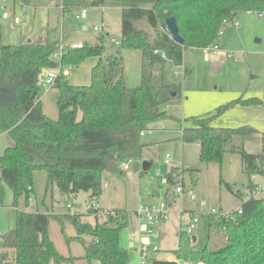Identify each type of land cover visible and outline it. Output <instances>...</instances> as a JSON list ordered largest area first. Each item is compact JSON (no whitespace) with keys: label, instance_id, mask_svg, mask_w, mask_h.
<instances>
[{"label":"trees","instance_id":"obj_1","mask_svg":"<svg viewBox=\"0 0 264 264\" xmlns=\"http://www.w3.org/2000/svg\"><path fill=\"white\" fill-rule=\"evenodd\" d=\"M13 1L30 4V0ZM107 6L122 7L118 47L140 49L143 61L150 65L165 60L154 50L164 52L166 59L180 65L185 49L218 43L219 31L237 11H252L264 17V0H61L60 4L62 14ZM167 16L175 18L182 42L174 41L165 30ZM136 20H146L152 28L161 26L163 31L150 40L146 31L134 26ZM102 40L101 35L94 44L67 49L62 55L64 66L77 64L89 55L98 60L87 85L72 84L64 74L57 75L53 86L58 89V115L54 119L41 108L40 77L58 64L52 58L58 40L6 44L0 33V133L5 132L13 141L0 155V182L12 189L15 208L21 196L28 200L33 191L36 170H44L47 186L55 183L67 197L87 191L89 201L97 200L102 188L101 172H116L119 162L139 158L145 145L140 131L168 117L163 106L179 94V86H156L153 77L144 74L140 84L126 86L120 50L106 53ZM230 104L264 105V95L237 98ZM226 107L193 118L192 126L181 129V141L199 144L200 161L221 163L225 152H237L244 173L261 172L264 153L252 154L232 143L234 137L244 139L248 135L246 126L212 125L213 117ZM177 171L176 167L167 171V184L175 185ZM248 187L249 195L238 209L206 213L207 238L200 250L195 249L192 235L180 224L177 247L172 251L175 259L152 258L150 264H178V260L190 264H264V197L256 196V186ZM129 215L125 209L111 210L104 222L96 220L92 226L82 222L77 213L16 209L15 225L1 245L0 264H48L51 259L55 264L73 263L77 258L61 254L50 239L51 219L61 225L63 219H68L73 224L75 235H65V240L83 244L81 258L87 264L92 260L127 264L128 251L121 247L119 233L128 225ZM85 234L91 237L89 242L82 238Z\"/></svg>","mask_w":264,"mask_h":264},{"label":"rangeland","instance_id":"obj_2","mask_svg":"<svg viewBox=\"0 0 264 264\" xmlns=\"http://www.w3.org/2000/svg\"><path fill=\"white\" fill-rule=\"evenodd\" d=\"M10 16L21 18L19 24H14L10 18L0 19L1 40L4 43H16L17 37L24 42L31 39L45 41L52 34L55 39L70 45L82 42L84 46L97 42L103 36L106 53L120 50L121 66L125 84L135 87L140 84L142 75L152 76L154 84H175L179 86V94L172 96L163 106L167 112L166 118L153 121L141 136L145 144L139 158L126 160V167L118 170L101 172V193L95 201L102 211L87 209L89 192L79 191L76 195L67 197L55 183L47 186V176L44 170H36L33 174V191L28 200L21 196L16 208L13 206V191L6 183L2 185V205H0V250L7 233L15 225V210L53 211L56 213H77L80 220L91 224L102 223L107 219L108 212L115 209L129 211L128 225L119 233L121 247L128 251V263L138 264L136 247L143 236L135 215V209L140 204H167V216L157 222L154 229L159 238L151 241L159 250L151 253V259L174 258L173 249L177 247V235L180 223L184 224L195 213L198 218L191 235L196 237L192 242L195 249L200 250L206 243L207 218L206 213L215 209L227 213L238 209L242 199L249 195L250 182H258L262 190L257 196H264V174H251L242 171L240 155L237 152L224 153L221 163L203 162L199 160V144L182 142L181 129L193 125V118L216 113L221 106H227L212 119L215 127L246 126L249 131L244 139L234 137V145H242L252 154L264 153V105L230 104L237 98L262 97L264 95V17L256 12L237 11L232 20L227 23L219 38L218 54L205 55L200 48H188L183 51L182 64L175 65L170 60L155 62L150 65L142 59L140 49L119 48L112 44L108 35L121 39V15L119 7L107 6L88 7L61 13V0H30V4L22 5L12 0H1ZM0 9V13H1ZM84 11L86 17L77 19L75 15ZM238 23V27L234 24ZM94 25H102L103 32L93 31ZM136 28L143 29L154 39L161 26L152 28L146 20L134 21ZM86 26V29H83ZM166 30V28H165ZM43 39V40H42ZM118 47V48H117ZM68 49H72L70 46ZM233 53V58L226 57L223 52ZM236 58V61L234 60ZM57 60V58H53ZM98 60L97 56L83 57L79 63L66 65L67 80L72 84L87 85L90 83L92 66ZM46 76V71L41 77ZM40 77V78H41ZM40 104L43 112L50 118H57L58 89L54 86L40 88ZM149 128V129H148ZM241 140V141H240ZM13 144L5 133H0V155L5 147ZM166 153L171 156L170 164H164ZM151 163L147 170L142 169V162ZM171 167L178 169L182 176L184 191L174 195L173 185L166 183V173ZM179 180V177L175 181ZM107 182V187H104ZM169 195L166 196V191ZM188 190H192L195 198H191ZM204 202V206H201ZM66 203H70L68 208ZM6 234L5 238L2 235ZM75 234V228L68 219H63L62 225L54 219L48 224V235L56 249L63 255H83V244L73 240L67 242L65 235ZM82 238L89 242L87 234ZM143 243L148 239L141 238ZM213 242V241H212ZM213 243L210 247H213ZM173 257V258H172ZM48 264H55L51 259ZM60 264H87L83 258ZM91 264H102L92 260ZM190 264V263H187ZM196 264V263H194Z\"/></svg>","mask_w":264,"mask_h":264},{"label":"built area","instance_id":"obj_3","mask_svg":"<svg viewBox=\"0 0 264 264\" xmlns=\"http://www.w3.org/2000/svg\"><path fill=\"white\" fill-rule=\"evenodd\" d=\"M1 1V0H0ZM13 1V0H12ZM14 2V1H13ZM0 9L2 10L0 13V19H8L10 18L14 24H19L21 22V18L17 15L10 16V13L6 11L5 6L0 3ZM252 12V11H250ZM261 15V14H260ZM77 19H84L86 17V13L84 11L77 13L75 15ZM236 27H238V23L236 22L234 24ZM93 31L96 32H103L104 27L102 25H94L92 27ZM223 32V29L219 31V36H221ZM109 41L114 44L115 46L120 45V39L115 38L111 35H108ZM71 48H81L83 46L82 42H75L70 45H66L63 43L62 39L58 41V45L56 48V51L52 54V58H57L58 64L56 65L55 68H51L49 70H46V76L40 78V84L43 87L47 86H53L54 80L57 77L58 74H67V67L61 64L60 60L63 54L66 53L68 47ZM202 50V53L205 55H211V54H218L221 52L218 43L215 44H210L208 46L200 48ZM154 53L160 54L161 58L166 59V55L164 52H158L157 50L153 51ZM223 54L228 57V58H233V53L225 51ZM236 61V58H234ZM141 135L145 134V130L140 131ZM171 162V156L169 153H166L163 159L164 164H170ZM126 167V161L121 162V168ZM261 173L264 174V164L261 166ZM175 179L179 177V180L175 181L174 189H173V194L178 195L179 193L184 191L183 185H182V176L179 175H174ZM105 185V184H104ZM257 194L258 191H261L260 187L256 186L254 187V190ZM188 194L190 197L193 199L195 198L193 195L192 190H188ZM96 200H91L87 204V209L90 211H96V215L101 213L102 211L100 208L97 206ZM201 206H204V202H201ZM66 206L68 208L71 207L70 203H67ZM211 212L215 213V209H211ZM168 210H167V204L164 201H160L158 204H140L136 209H135V215L137 217L138 223H139V228L140 231L142 232V237L145 239H148L149 242L143 243L140 238L139 245L136 247L137 253H138V264H150V259H151V253L158 251V246L152 245L151 241L157 240L159 238V233L154 229V225L157 222L163 221L166 216H167ZM198 218L196 215L190 216V219L186 221L183 225V230L191 235L192 230L197 223ZM193 236V235H192ZM185 264V263H184ZM196 264H202L201 262H197Z\"/></svg>","mask_w":264,"mask_h":264},{"label":"water","instance_id":"obj_4","mask_svg":"<svg viewBox=\"0 0 264 264\" xmlns=\"http://www.w3.org/2000/svg\"><path fill=\"white\" fill-rule=\"evenodd\" d=\"M165 28L169 36L176 42H182V38L178 33V27L175 21V18L173 16H167L164 20ZM19 43V39L17 38L16 43ZM250 130V129H249ZM151 163L147 161L142 162V169L145 171L150 167ZM6 234L2 235V238L4 239ZM196 240L195 236H192V242ZM178 264H184L183 260H178Z\"/></svg>","mask_w":264,"mask_h":264},{"label":"crops","instance_id":"obj_5","mask_svg":"<svg viewBox=\"0 0 264 264\" xmlns=\"http://www.w3.org/2000/svg\"><path fill=\"white\" fill-rule=\"evenodd\" d=\"M112 7H119V8H121V10H122V7H120V6H112ZM101 9H103V8H106V7H100ZM1 25V24H0ZM135 26V25H134ZM87 27L86 26H83V29H86ZM18 39H19V41L20 40H24L23 38H20V37H17ZM48 39H55V35L54 34H52L50 37H47L46 39H45V41L46 40H48ZM43 40V39H42ZM2 41V40H1ZM28 41H31V39H28ZM35 42H40V41H35ZM42 42H44V41H42ZM2 43H4L3 41H2ZM75 43V42H74ZM6 44H12V43H6ZM105 184V185H104ZM104 184H103V186L104 187H107V182H104ZM250 186L253 188L254 186H258V187H260V189L262 190V186L260 185V183H258V182H250ZM251 189V188H250ZM256 196H257V194H256ZM259 196H261V195H259ZM248 197V196H247ZM261 197H264V196H261ZM67 204V203H66ZM38 211V210H37ZM46 212V211H45ZM49 212H53V211H49ZM53 213H56V212H53ZM58 214H65V213H58ZM180 224H182V223H180ZM75 235V234H74ZM74 235H71V236H74ZM71 241H73V240H71ZM70 241V242H71ZM77 241V240H76ZM86 241V240H85ZM83 249H84V247H83ZM84 251V250H83ZM69 255H71V256H74V257H76V258H81L82 257V255H72L71 253H68V254H66L65 256H69ZM154 258H156V257H154ZM173 258V257H172ZM158 259H160V258H158ZM173 259H175V257L173 258ZM173 259H171V257H168L167 258V260H173ZM185 263V262H184ZM185 264H187V263H185Z\"/></svg>","mask_w":264,"mask_h":264}]
</instances>
